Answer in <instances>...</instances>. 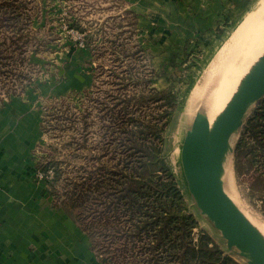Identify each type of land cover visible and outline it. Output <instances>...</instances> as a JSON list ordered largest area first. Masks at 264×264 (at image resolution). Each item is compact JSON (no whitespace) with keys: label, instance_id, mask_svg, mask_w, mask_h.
Instances as JSON below:
<instances>
[{"label":"rangeland","instance_id":"rangeland-1","mask_svg":"<svg viewBox=\"0 0 264 264\" xmlns=\"http://www.w3.org/2000/svg\"><path fill=\"white\" fill-rule=\"evenodd\" d=\"M230 8L232 19L219 22L222 28H218L216 45L203 52L180 53L184 37L178 33L196 27L195 22L162 20L157 14L142 20L124 10L120 16V5L114 0H0V105L26 94L38 96L42 141L34 149L37 165L57 171L52 191L108 264H145L138 246L116 231L129 225L128 216L120 211L112 215L105 206L80 196L74 186L86 187L90 172L106 182L111 178L110 167L132 160L123 145L128 142L123 129L134 128L129 114L151 117L163 108L147 102L135 106L132 100L125 105L130 113L124 115L123 100L139 91L146 94L150 79L166 73L171 82L163 89L172 88L177 103L164 126L163 157L197 222L194 237L199 232L208 235L225 254L247 264L235 249H227L220 232L196 207L180 162L181 143L193 117L201 113L209 123L217 114L210 106L213 95L223 98L237 83L238 59L258 30L264 0H253L241 10ZM164 42L177 50L174 57L178 58L166 72L162 67L170 54ZM258 104L250 107L248 117ZM241 135L242 130L232 136V150L227 154L235 202L264 228V201L251 196L235 172ZM106 193L107 189L102 193L104 200Z\"/></svg>","mask_w":264,"mask_h":264},{"label":"trees","instance_id":"trees-1","mask_svg":"<svg viewBox=\"0 0 264 264\" xmlns=\"http://www.w3.org/2000/svg\"><path fill=\"white\" fill-rule=\"evenodd\" d=\"M132 100L135 106L147 102L163 109L151 117L134 115L125 106ZM123 101L124 115L130 113L128 120L134 123V128L123 129L128 140L123 145L132 160L110 167L111 178L106 182L87 173V186L79 184L74 189L80 196L105 206L114 216L118 211L128 216L129 225L116 231L132 246H138L145 264H240L208 235L199 232L194 238L197 222L163 157L164 126L171 120L177 103L172 88L151 87L146 94L139 91ZM236 147L237 176L251 196L264 201V98L247 118ZM106 189L104 200L101 197Z\"/></svg>","mask_w":264,"mask_h":264},{"label":"crops","instance_id":"crops-1","mask_svg":"<svg viewBox=\"0 0 264 264\" xmlns=\"http://www.w3.org/2000/svg\"><path fill=\"white\" fill-rule=\"evenodd\" d=\"M114 1L120 5V16L124 10L142 20L157 14L162 20L195 22L196 27L178 33L184 37L180 53L203 52L216 45L218 28H222L219 22L232 19L230 6L234 7L229 3L218 10L193 11L180 0ZM200 8L205 5L201 3ZM163 30L166 37L167 29ZM165 47L170 56L164 72L178 59L174 57L177 50L164 42ZM170 80L168 73L158 74L149 84L161 90ZM37 103V95L26 94L0 105V264H108L87 231L60 203L52 183L35 177L34 149L42 141Z\"/></svg>","mask_w":264,"mask_h":264},{"label":"water","instance_id":"water-1","mask_svg":"<svg viewBox=\"0 0 264 264\" xmlns=\"http://www.w3.org/2000/svg\"><path fill=\"white\" fill-rule=\"evenodd\" d=\"M263 97L264 53L209 128L201 113L193 117L180 147L183 176L196 207L220 232L227 249H235L247 264H264V237L225 193L222 172L232 136L242 130L248 110Z\"/></svg>","mask_w":264,"mask_h":264},{"label":"bare ground","instance_id":"bare-ground-1","mask_svg":"<svg viewBox=\"0 0 264 264\" xmlns=\"http://www.w3.org/2000/svg\"><path fill=\"white\" fill-rule=\"evenodd\" d=\"M261 17H262L260 19L261 23L259 24L258 30L256 29L257 31L252 33V35L250 36L249 42L247 43V45H245L243 47V49L241 51L240 59H238V64H237L236 70H235L236 71L235 76L237 79V83L235 84V86L231 87L227 96L222 98L221 95H213V98L211 99L210 106L214 108V112L215 111L217 112L216 116L221 112V110L223 109V107L225 106L227 101L230 99L233 92L236 90V87H237L240 79L249 71L251 66L264 53V8H263V12L261 14ZM238 35H239V33H238ZM240 35H241V33H240ZM239 41H241V40H239ZM229 55H231V54H229ZM229 67H230V77L232 78V74H233V72H232L233 68L232 67L233 66L229 65ZM227 81H228V79H227ZM226 83H228V82H226ZM222 99H225V100L222 102ZM210 110H212V109L210 108ZM216 116L209 123L206 124L208 126V128L211 126V124L214 121V119L216 118ZM207 117H209V116H207ZM207 117H205V118H207ZM222 185H223V189H224L225 193L236 204L235 195H234V191H233V172H232L230 160L228 159V155L226 156L225 161H224V167H223V172H222ZM236 205L238 206V204H236ZM240 210L242 211V209H240ZM242 212L245 214V216L248 218V220L255 226V228L264 237V228L261 227L258 223H256L253 219H251V217H249L244 211H242Z\"/></svg>","mask_w":264,"mask_h":264},{"label":"snow or ice","instance_id":"snow-or-ice-1","mask_svg":"<svg viewBox=\"0 0 264 264\" xmlns=\"http://www.w3.org/2000/svg\"><path fill=\"white\" fill-rule=\"evenodd\" d=\"M180 2L186 3L193 11L218 10L224 8L229 3L234 5L236 10H241L246 7L245 0H180ZM201 3L205 5V8H200Z\"/></svg>","mask_w":264,"mask_h":264},{"label":"built area","instance_id":"built-area-1","mask_svg":"<svg viewBox=\"0 0 264 264\" xmlns=\"http://www.w3.org/2000/svg\"><path fill=\"white\" fill-rule=\"evenodd\" d=\"M54 168L53 167H38L35 170V177L38 180H46L47 182H52V178L54 176ZM196 239V237H194Z\"/></svg>","mask_w":264,"mask_h":264}]
</instances>
